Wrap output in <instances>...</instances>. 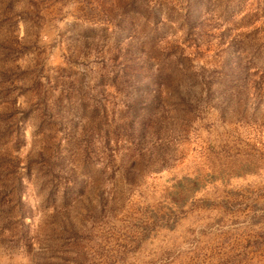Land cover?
Listing matches in <instances>:
<instances>
[{"label":"rangeland","instance_id":"rangeland-1","mask_svg":"<svg viewBox=\"0 0 264 264\" xmlns=\"http://www.w3.org/2000/svg\"><path fill=\"white\" fill-rule=\"evenodd\" d=\"M0 264H264V0H0Z\"/></svg>","mask_w":264,"mask_h":264}]
</instances>
